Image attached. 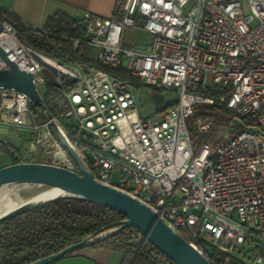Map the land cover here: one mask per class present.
Returning <instances> with one entry per match:
<instances>
[{"label":"built area","instance_id":"obj_1","mask_svg":"<svg viewBox=\"0 0 264 264\" xmlns=\"http://www.w3.org/2000/svg\"><path fill=\"white\" fill-rule=\"evenodd\" d=\"M82 24L98 67L51 60L0 23L7 35L0 49L32 76L38 94L44 70L55 84L61 86L60 76L74 84L61 91L54 113L39 94L42 116L29 123L26 95L0 89V123L31 132L29 163L76 172L61 135L96 182L148 207L207 261L215 250L227 264H264V0H117L115 17L85 13ZM125 28L149 35V44L123 46ZM117 67L174 92V105L141 118L132 86L102 69ZM219 86L227 89L219 102L256 120L258 130L194 145L187 121L195 106L212 104L203 93ZM212 127L193 122L200 134Z\"/></svg>","mask_w":264,"mask_h":264},{"label":"trees","instance_id":"obj_2","mask_svg":"<svg viewBox=\"0 0 264 264\" xmlns=\"http://www.w3.org/2000/svg\"><path fill=\"white\" fill-rule=\"evenodd\" d=\"M3 22L17 32V39L22 45L38 54L60 64L85 63L98 67L97 62L92 58L91 47L85 44L87 33L82 22L57 13L48 18L44 26L38 30L0 11V23ZM73 40L78 41L76 47L72 45ZM102 69L129 83L132 89L144 85L138 78L128 76L123 67ZM60 79L61 86L58 84L47 86L45 95L48 94L49 89L60 94L63 89L70 90L74 87L67 77L60 76ZM226 93L227 89L221 86L203 93L205 98L212 99V104L195 106L194 118L187 121L190 140L194 145L196 140H200V137L189 127L195 119L207 120L218 117L217 126L234 125L231 136L243 131L258 130L256 120L240 117L219 102V98ZM56 100V98L43 99L51 113L57 108ZM173 105L174 103L169 104L163 110ZM29 107L36 117L42 116L40 105L30 103ZM123 220L125 218L122 215L89 201L75 198L54 200L0 224V264H30L83 239L95 237L108 226ZM137 234L131 227L124 228L90 247L123 250L126 258L134 261L133 264L141 260L160 264L159 257L165 264H172L151 245L150 249H147L145 243H136ZM210 259L209 264L228 263L227 259L215 250L210 251Z\"/></svg>","mask_w":264,"mask_h":264},{"label":"water","instance_id":"obj_3","mask_svg":"<svg viewBox=\"0 0 264 264\" xmlns=\"http://www.w3.org/2000/svg\"><path fill=\"white\" fill-rule=\"evenodd\" d=\"M0 59L6 66L5 69H0V89H13L14 91L23 93L31 104L39 105L41 98L32 82V76L20 70L14 62L7 58L1 49ZM54 74L57 75L55 71ZM57 139L75 164L77 168L76 172L48 164L17 162L0 168V187L10 183L28 182L50 186L64 191L65 194L38 205L8 212L0 217V224L62 198L89 201L122 215L125 220L108 226L106 230L101 231L95 237L83 239L55 254L46 256L30 264H50L67 255L88 248L92 244L128 227L136 230L138 235L142 237L143 243L147 242L150 244L172 264H209L204 256L173 232L148 207L119 190L96 182L92 175L85 170L80 159L67 145L64 138L58 135ZM108 230H113L112 234L99 238L101 233Z\"/></svg>","mask_w":264,"mask_h":264},{"label":"crops","instance_id":"obj_4","mask_svg":"<svg viewBox=\"0 0 264 264\" xmlns=\"http://www.w3.org/2000/svg\"><path fill=\"white\" fill-rule=\"evenodd\" d=\"M116 6L117 0H0V11L37 29H41L47 19L57 13L78 22H82L85 13L100 18H113ZM39 118L31 112L23 116V121L29 123ZM30 140L31 132L28 128L0 123V168L17 162H29L27 156ZM158 260V263L165 264L162 259ZM133 262L126 258L123 250L88 247L82 252H75L50 264H133ZM135 264L151 263L141 260Z\"/></svg>","mask_w":264,"mask_h":264},{"label":"rangeland","instance_id":"obj_5","mask_svg":"<svg viewBox=\"0 0 264 264\" xmlns=\"http://www.w3.org/2000/svg\"><path fill=\"white\" fill-rule=\"evenodd\" d=\"M149 41H150L149 35L139 30H135L131 28H125L123 30L121 37V43L123 46L126 47L143 48L149 44ZM91 51H92V57L95 59L97 56V50L91 48ZM42 75L45 80V83L38 88L39 94L43 99H47V100L51 98H56L57 99L56 103H59L61 99V93L57 94L52 89H49L48 94L45 95L47 86L51 87L55 84L52 75L47 70H44ZM133 92L137 102V109L139 116L143 119L152 117L160 113L167 105L172 104L177 100V95L174 92L156 91L152 87H147L144 85L134 88ZM217 119L218 117L209 118L207 120L199 119L201 121L212 123L213 125L212 130L207 135L200 134L194 131L193 123H191L189 127L193 130L194 133H196L200 137V140L198 141L196 140L194 142L195 145L204 142H210L211 144H214L217 142L226 141L229 137H231L232 135L231 130L234 129V125L230 124L219 127L216 125ZM58 121L60 122V124L67 126V123L64 119L58 118ZM112 179L117 180L118 175L113 174ZM41 190L42 187L34 184H19V185L7 186L5 188V191L13 193V197L18 201L29 199L32 195L38 193ZM135 242L143 243L142 237L137 234ZM144 243L146 244L147 249H150L151 247L150 244H148L147 242ZM85 249H82L77 252H82ZM159 258L161 259V257Z\"/></svg>","mask_w":264,"mask_h":264},{"label":"bare ground","instance_id":"obj_6","mask_svg":"<svg viewBox=\"0 0 264 264\" xmlns=\"http://www.w3.org/2000/svg\"><path fill=\"white\" fill-rule=\"evenodd\" d=\"M0 32L2 33L0 35L1 37H5L6 38V33L3 32V30L0 28ZM55 70L58 69H63L62 66H58L57 64H54ZM19 184H34V185H38L40 187H42V190L39 191L38 193L32 195L29 199L23 200V201H18L13 197V193L10 192H6L5 188L7 186H13V185H19ZM65 192L50 186H45V185H41V184H36V183H28V182H16V183H10V184H6L0 187V217L4 216L5 214H7L8 212H12L18 209H22V208H28L31 207L33 205H38L41 203H44L48 200H52L54 198L60 197L62 195H64ZM113 230H108L104 233L100 234L99 238L104 237L107 234H112Z\"/></svg>","mask_w":264,"mask_h":264}]
</instances>
